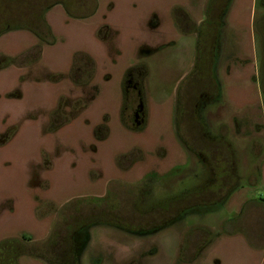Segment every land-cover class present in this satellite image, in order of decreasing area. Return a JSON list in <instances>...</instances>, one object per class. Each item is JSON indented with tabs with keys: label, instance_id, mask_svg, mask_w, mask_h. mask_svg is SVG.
<instances>
[{
	"label": "rangeland",
	"instance_id": "1",
	"mask_svg": "<svg viewBox=\"0 0 264 264\" xmlns=\"http://www.w3.org/2000/svg\"><path fill=\"white\" fill-rule=\"evenodd\" d=\"M263 81L264 0H0L6 262L264 264Z\"/></svg>",
	"mask_w": 264,
	"mask_h": 264
},
{
	"label": "trees",
	"instance_id": "2",
	"mask_svg": "<svg viewBox=\"0 0 264 264\" xmlns=\"http://www.w3.org/2000/svg\"><path fill=\"white\" fill-rule=\"evenodd\" d=\"M205 24V27L202 28V32L199 35L200 38L198 40L197 49L198 63L195 70V73L199 74V76H201V79L204 78V72L202 70L203 66L206 65L205 63H207L208 59H210L208 60V62H213V53L215 52V47L214 45H212L215 39L214 26L210 22ZM261 89L262 91H264V81L261 83ZM259 200L262 201L261 199ZM106 216L107 215H105L104 213H102L101 215H87L86 217L82 218L81 222H76V225L74 227L68 228L69 231L67 232L65 238L63 236L60 237L57 234L51 237V239L48 241L49 244H46L45 246L39 248L40 250H36V248H34L33 250L37 253H42L54 264H78L76 260V255L73 250V236L75 231L84 225H87L89 223L91 224V222L95 223L97 221H101L107 217H109L110 219L109 222L118 223V221H116L114 218L115 216ZM47 245L48 247H52L49 252L47 250ZM23 249V246H21L19 242H15L12 240H4L0 242V264H8L6 262V259H11L14 256L20 255L21 252H24Z\"/></svg>",
	"mask_w": 264,
	"mask_h": 264
},
{
	"label": "flooded vegetation",
	"instance_id": "3",
	"mask_svg": "<svg viewBox=\"0 0 264 264\" xmlns=\"http://www.w3.org/2000/svg\"><path fill=\"white\" fill-rule=\"evenodd\" d=\"M211 13H212V12H211V10H210V7H208V9L206 10V14L209 15V14H211ZM127 82H128V83H131V82H132V78L129 77V78L127 79ZM131 87H132V90H135L136 93H137L138 95L140 94V89L138 88V83H137V82H135L134 84H132ZM139 100H140V99H139ZM138 110H139V109L136 108V110H135V112H134V119H137L138 117L141 116V113H140V111H138Z\"/></svg>",
	"mask_w": 264,
	"mask_h": 264
},
{
	"label": "water",
	"instance_id": "4",
	"mask_svg": "<svg viewBox=\"0 0 264 264\" xmlns=\"http://www.w3.org/2000/svg\"><path fill=\"white\" fill-rule=\"evenodd\" d=\"M142 108V104L140 103V105H139V109H141Z\"/></svg>",
	"mask_w": 264,
	"mask_h": 264
}]
</instances>
